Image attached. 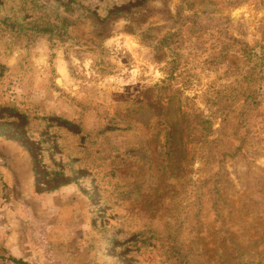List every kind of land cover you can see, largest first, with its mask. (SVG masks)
Instances as JSON below:
<instances>
[{
    "label": "rangeland",
    "instance_id": "1",
    "mask_svg": "<svg viewBox=\"0 0 264 264\" xmlns=\"http://www.w3.org/2000/svg\"><path fill=\"white\" fill-rule=\"evenodd\" d=\"M0 264H264V0H0Z\"/></svg>",
    "mask_w": 264,
    "mask_h": 264
}]
</instances>
